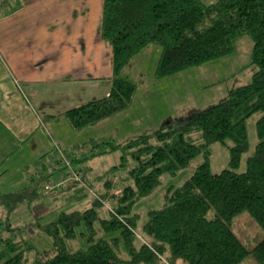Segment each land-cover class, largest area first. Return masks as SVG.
Listing matches in <instances>:
<instances>
[{
	"label": "trees",
	"instance_id": "obj_1",
	"mask_svg": "<svg viewBox=\"0 0 264 264\" xmlns=\"http://www.w3.org/2000/svg\"><path fill=\"white\" fill-rule=\"evenodd\" d=\"M99 30L113 52L112 86L102 99L64 113L75 131L129 108L137 85L120 73L149 45L157 44L162 49L155 72L156 77L166 78L231 54L235 39L247 35L253 42L251 57L256 71L248 84L229 90L226 99L215 106L160 126L125 145L93 143L92 156L116 150L132 153L137 165L128 177L133 185L113 193L112 183L104 181L106 192L101 199L112 201L107 220L99 218L96 207L103 203L96 198L83 212L61 211L45 227L54 248L37 253L32 264H158L164 256L167 264H240L249 255L264 264V239L250 250L232 227L233 219L247 212L264 232V0H217L210 5L202 0H103ZM256 113H261L256 121L259 141L247 158L246 171L238 173L241 155L249 150L246 121ZM228 140L233 142L229 168L213 174L208 148ZM201 154L205 161L195 174L184 185L170 188L163 207L148 214L143 231L149 242L139 241L136 216L131 214L133 205L159 186L164 173L176 174ZM86 157L67 159L77 167ZM126 159L125 154L122 165ZM41 164L38 161L33 166L37 170L34 173L26 170L25 188L0 195V208L14 213L31 205L42 195L40 185L44 181L56 176L60 180L61 175L68 174L60 167L61 159L48 175L41 172L48 169L47 165ZM72 190L74 194L67 197L69 203L88 194L76 182H69L62 192ZM210 210H214V218L207 217ZM97 220L104 233L120 232V237L97 238ZM82 226L87 230L81 234L87 237L88 246L71 251L68 242L77 238L76 230ZM6 229L11 235L0 237V264H24L25 254L33 247L18 238L22 233L19 229ZM121 245L127 259L119 255Z\"/></svg>",
	"mask_w": 264,
	"mask_h": 264
},
{
	"label": "rangeland",
	"instance_id": "obj_2",
	"mask_svg": "<svg viewBox=\"0 0 264 264\" xmlns=\"http://www.w3.org/2000/svg\"><path fill=\"white\" fill-rule=\"evenodd\" d=\"M233 46L234 51L223 58L204 63L202 66L182 70L166 78H158L155 71L162 49L157 44L149 45L141 53L134 56L120 73L122 78H126L137 85L133 108L125 110L113 120L105 119L103 122L83 128L80 131H75L64 116L57 121L46 119L47 129L51 133L54 135L60 133L66 138L65 142L61 143V150L64 152L62 153L63 157L64 154L69 159L87 156L77 167L73 166V170L80 169V172H85L83 181L86 185L89 182V189L86 188L88 194L69 203L67 197L72 196L75 190L63 193L62 187L60 190L45 189V185L50 181L52 183L59 181L57 179L59 176H56L57 178H50L48 182L44 181L40 185L42 195L33 204L14 213H7L0 208V224H2L0 225V237L6 238L11 235V232L6 229L7 227L19 229L22 233L18 234V238L24 239L27 245L33 247L27 256L25 254L26 261L24 264H32L37 253L52 251L54 248L53 238L46 234L45 227L55 221L61 211L67 213L83 212L92 206L96 198L103 203L102 206L96 207L99 218L107 220L110 218L109 209L112 207V201L111 199H101V194L106 192L104 181L112 183L113 193L120 192L128 185H133V181L128 177L129 171L137 165L132 153L129 150L126 153L122 150H116L115 152L92 156L90 152H92L93 143L111 141L114 144L125 145L141 135L152 133L160 126H168L174 121L182 120L190 117L193 113L215 106L218 102L226 99L229 90L251 81V77L256 71L251 57L252 39L247 35L239 37L235 39ZM260 116L261 113H256L246 121L249 150L241 155L240 165L236 169L238 173L246 171L247 158L251 157L256 150L259 141L256 121ZM232 145L233 142L228 140L226 143L217 142L209 146L210 171L213 174H218L229 168V147ZM106 147L109 148L108 145ZM60 152H55L52 155V160L61 159V163H63ZM125 154L127 159L125 165H122L121 158ZM204 161V155L201 154L196 156L187 167L177 171L176 174L164 173L159 186L151 194L142 197L133 205L131 214L136 216L135 230L139 241L149 242L143 231L144 225L149 220L148 214L152 210L161 209L166 201L167 191L170 188L184 185V182L195 174L197 167ZM45 164L48 169H43L41 172H47V175L56 168L53 163L51 165L50 162ZM71 182L74 181L71 180ZM16 184L17 182L14 183V187ZM23 185L25 184L22 183ZM214 215V210H210L207 217L214 218ZM232 227L237 237L250 250L264 239L263 230L247 212H242L236 216L232 221ZM95 230L97 238L108 240L120 237V232L104 233L98 220L95 224ZM76 231L77 238L68 242L71 251L86 249L88 246L87 237H83L81 234L87 233L85 226L79 227ZM119 255L124 259L128 258L123 245L120 246ZM165 257H161L162 259L158 264H167ZM240 264L259 263L254 260L252 255H249Z\"/></svg>",
	"mask_w": 264,
	"mask_h": 264
},
{
	"label": "crops",
	"instance_id": "obj_3",
	"mask_svg": "<svg viewBox=\"0 0 264 264\" xmlns=\"http://www.w3.org/2000/svg\"><path fill=\"white\" fill-rule=\"evenodd\" d=\"M216 1L202 0L206 5ZM1 11L0 195H4L25 188L26 170L36 172L33 166L38 161L50 165L59 161L52 155L64 153L61 143L66 138L51 133L45 121H57L69 108L109 93L113 52L100 37L103 0H7Z\"/></svg>",
	"mask_w": 264,
	"mask_h": 264
},
{
	"label": "built area",
	"instance_id": "obj_4",
	"mask_svg": "<svg viewBox=\"0 0 264 264\" xmlns=\"http://www.w3.org/2000/svg\"><path fill=\"white\" fill-rule=\"evenodd\" d=\"M6 1L7 0H0V12H1V9H2V7H3V5L5 4ZM60 153H61V156L63 157L62 152H60ZM62 162L63 163L61 164L60 167L66 168L68 174L67 175H61L60 176V180L57 181V183H52L50 181L51 183L49 182V183H47L45 185V189H48V190L49 189H58V190H60L61 189L60 187H62V189H63V188L66 187V185L69 182H71V180L76 182V183H78V184H80L82 187L84 186L85 188L89 189L88 185H86V183H84V181H83V177H82L83 176V172H80L79 170H77V171L75 170L74 171L73 170L74 168H73V166L71 164V161H69L65 157V155L63 157V161Z\"/></svg>",
	"mask_w": 264,
	"mask_h": 264
}]
</instances>
